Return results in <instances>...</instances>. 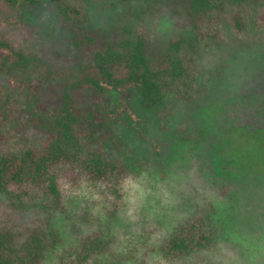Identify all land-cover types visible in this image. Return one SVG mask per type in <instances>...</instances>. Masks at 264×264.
Wrapping results in <instances>:
<instances>
[{"label":"rangeland","instance_id":"rangeland-1","mask_svg":"<svg viewBox=\"0 0 264 264\" xmlns=\"http://www.w3.org/2000/svg\"><path fill=\"white\" fill-rule=\"evenodd\" d=\"M79 1L84 18L77 24L110 40L143 34L152 50L162 51L194 34L183 0ZM0 31L43 63L40 107L53 114L64 93L79 107L94 105L104 125L87 145H104L112 132L128 168L119 198L82 180L52 207L45 198L10 204L0 194V230L16 246L37 229L53 239L41 264H66L82 236L100 233L109 250L89 264H264V27L254 35L222 29L208 38L199 23V84L192 100L168 101L160 128L130 89L98 95L67 87L79 57L51 0L0 13ZM21 103L13 104L9 121L10 137L18 139L35 131ZM199 213L208 216L211 242L165 256L163 238Z\"/></svg>","mask_w":264,"mask_h":264},{"label":"trees","instance_id":"trees-1","mask_svg":"<svg viewBox=\"0 0 264 264\" xmlns=\"http://www.w3.org/2000/svg\"><path fill=\"white\" fill-rule=\"evenodd\" d=\"M51 1L70 26V42L79 57L67 87L98 95L130 89L137 96L138 107L154 113L159 128L162 124L157 118L165 115L168 101L192 100L199 84V48L204 38L199 23L204 22L208 38L222 29L235 34L251 30L254 35L264 27V0H183L194 34L154 51L143 34L110 40L96 30H83L77 24L84 18L79 0ZM21 2L35 6L40 0H0V13L14 14ZM42 64L0 31V194L10 204L45 198L52 207L60 203L66 188H74L82 180L119 198L128 168L117 135L108 132L104 145L88 146L104 124L97 122L94 105L79 107L66 93L53 114L41 108L36 81ZM18 101L29 106L35 124L28 138L10 137L14 130L10 114ZM212 236L208 216L199 213L176 225L159 249L167 257H180L206 247ZM52 241L32 229L16 246L14 236L0 230V264H41ZM108 245L109 239L100 233L84 235L66 264L93 263L109 250Z\"/></svg>","mask_w":264,"mask_h":264}]
</instances>
